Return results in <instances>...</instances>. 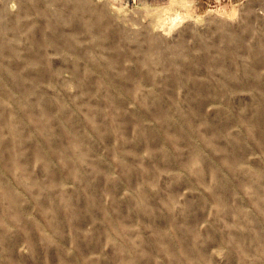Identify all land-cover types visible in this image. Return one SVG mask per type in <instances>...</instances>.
<instances>
[{"label":"rangeland","instance_id":"1","mask_svg":"<svg viewBox=\"0 0 264 264\" xmlns=\"http://www.w3.org/2000/svg\"><path fill=\"white\" fill-rule=\"evenodd\" d=\"M0 264H264V0H0Z\"/></svg>","mask_w":264,"mask_h":264}]
</instances>
